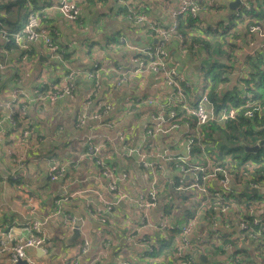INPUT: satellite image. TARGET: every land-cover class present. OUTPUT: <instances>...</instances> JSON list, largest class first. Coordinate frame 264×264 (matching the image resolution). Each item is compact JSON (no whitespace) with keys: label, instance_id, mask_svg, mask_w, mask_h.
Listing matches in <instances>:
<instances>
[{"label":"crops","instance_id":"1","mask_svg":"<svg viewBox=\"0 0 264 264\" xmlns=\"http://www.w3.org/2000/svg\"><path fill=\"white\" fill-rule=\"evenodd\" d=\"M52 1L53 6L49 7V9L47 10V13L51 14L49 22L47 24L53 25L57 30L56 37H59L58 42H63V44H65L67 48H70L69 50H67L70 51V53L68 54L65 61L63 60L62 62L67 67L69 66L68 68L74 70L90 69L94 66V60H96L98 63H101L99 68L104 69V71L100 70L98 72L97 84L100 87L101 94L104 89V94L111 97L110 102L107 98L105 99L107 100V102H109L108 105L111 107L110 115L114 116V119L112 120L113 122L109 121L110 123H113V125L109 128H103L97 126L91 120H85L81 125L82 122L80 123V120L77 119V116H79V108H77V100H79V97L77 98L76 94L72 99H63L58 101L57 103L49 104L45 107V109H39L35 107L31 110V107L33 106L32 100L26 99V101H28L27 109L22 111V113H24L25 117H27L33 123L35 128H39L41 142L34 150L30 152V154L32 155L37 154L40 156L30 166L28 165V172H25L24 177L21 179L23 181H21L20 185L28 180L29 173H32L31 180L33 183V187L35 189H38L37 191L41 195L42 199H39L34 204L27 203L24 200L23 191H21V189H19L15 185H9L7 183V178H11V175L13 173L17 174V177L14 180L20 181L18 180V178H20L21 176V170L23 169V166L21 165L18 169V166L16 165L17 162H13V159L11 160L2 154L1 151H3V146L5 145L0 146V214H7V216H9L11 220L7 224H0V237H4L8 232H12V236L14 237H26L29 235H35L34 231L32 230L31 224L34 220H39L42 223V236H44L46 239V245L49 249V254L44 255L38 249H29L27 250V262L29 264H64L66 260L71 262L74 260H78V264H85L86 262L88 263L89 260H92L94 264H117L121 261H126L134 264L137 261L139 264H141V262H139V259H142L143 263L147 264L148 260L151 258L145 256L144 254L145 250L142 238L144 237L148 239L151 246L156 244L155 238H157V235L159 233V224H154L152 222L153 224L145 226L141 229L140 232H132V237L128 236L125 240H122L121 236L124 234L125 224H118V222L120 223V220L117 222V220L120 219L119 215L122 214L118 211V215L114 207L112 206L110 215L98 212V214L96 215L97 219L91 220V217H89V211L86 208V201H89L91 203V206L96 209V207L100 208L103 206L102 202L100 201L101 198H104L108 203L112 200L110 194L106 190L105 179L100 175L98 168L95 165V160L98 159L103 162L111 160L115 164L117 163L115 161L122 162L126 164L127 169L129 170V174L127 175V178L129 179L127 180L126 178L124 180L122 190L126 193L130 202H127L125 200L127 208L120 207V209L118 207L117 210H121L123 214L129 216V221H131V219L133 220L137 218L134 206L131 207V205L135 203L137 197L136 194L138 192L133 186L134 183L132 179H130V176L134 174V171L138 173L135 166L138 160V156L136 155L138 154L135 153L132 155V158L129 159L130 164L127 162V160H123L120 156L124 150L133 151V148L137 150H134V152L140 151L144 153L145 151L143 150H148L149 142H151L145 136V125L150 120L147 121V118H145L146 114L144 112H138V110H134L143 109L145 108V106H141L139 103L135 102V100H143L144 98H146L154 100L157 103H164L165 100H172L173 98L169 96L168 88L156 82L155 76L150 75L147 77V79L143 78L141 80L136 77L135 79L126 78V81H123L122 85H118L119 83L117 82L120 73L118 74L117 72L107 74V71H105L106 67L109 65H112L120 72H122L123 70H131L136 63L135 58L132 57L131 51H136V49H140L143 47H151L148 45L149 42L146 40V34L142 33L144 31L134 28L133 25L131 26L130 20L127 18L126 14L125 17H121L119 14L111 15L109 13V11L111 10L115 11L118 6H126L128 12V3L130 0H79L78 5L81 9V17L79 23H77V20L79 19L78 18L75 23L67 22V24L63 20H61V18H59L60 14L56 7L58 0ZM158 2L160 3L159 10L157 9V7H151L148 12L152 17H161L162 19L163 14L161 12L164 10L165 5L160 1ZM118 10L119 8H117L115 12H118ZM98 15H102V17H105L104 20L112 17V22L107 25L100 24L98 23V20H96L98 18ZM10 16L11 17L8 21V25L11 28L10 30H21L23 22L20 23V16L15 14L14 11ZM150 27L151 29H153V26ZM116 32H118L117 34L122 37L120 39V42L126 44V47L122 46L123 48H118V46L110 45V47L107 48L105 45V47L102 49V56L98 57L94 52V45H97L98 43H106L108 41L107 38L111 37V34L113 36ZM20 36L21 35H18L17 38L19 41H22L23 38ZM260 41L261 39H255L253 42ZM131 42H133V44L135 45H138L139 47L132 46L133 44ZM89 43H92L93 45H90ZM144 44L147 45L141 46ZM39 45L40 44H33V49H35V58L42 59V61H44V58H46L43 53L44 48L40 47ZM88 46H90V49L88 48ZM246 48L247 49L245 52L247 53L251 49V46ZM1 52L2 50L0 49V53ZM21 52L22 50H13L11 52H6V55L9 57L11 67L15 70L16 73H18V75L21 74L20 77H22L23 81L19 78H17L16 80L9 79L7 80L9 82L5 84V81L3 79L4 76H2V79L0 80L1 86L3 87L4 85V88L0 87V132L8 131L7 126L9 125L7 123L6 117L10 115L8 113V104H11V101L13 100L10 97L11 91L17 90L13 87L14 84L20 80L21 86L24 91L32 96L34 85L39 83L40 81L38 79V81L35 83L33 74H26V72L22 73L19 69H17L18 63H20L21 65L27 64L23 62L24 59L19 61L18 58L21 57ZM171 53L173 59H175L179 63L180 61H182L183 67H181L185 78L188 77L197 80L198 75H189L185 72V69L187 68L192 72H196L197 74L200 71V66L197 71H194L188 66V63L194 60H190L186 56H183L184 53H177L175 51H172ZM26 68L27 67L25 66V69ZM3 73L4 75H6V71H1V74ZM134 75L135 74H132V76ZM93 84V81L86 79L83 75L76 80L75 90L77 94H82L83 103L85 101L86 94ZM109 88H111L112 91H109ZM157 91L159 92L156 93ZM22 99L23 98H18L16 101H20ZM127 101L129 102V105L126 107L123 105V103H126ZM17 107L18 106L16 103L14 105V108ZM86 113L89 114V110H87ZM159 114H161V112H159ZM130 118H133L134 120L135 118H141V121L135 122V124H133ZM22 119L23 118L19 116V120ZM75 119H77V121H75ZM166 122V126H168L169 122ZM102 129L106 130L108 140L104 141L105 143L100 147L98 151H96V153H94L93 155H89L88 138L93 136L97 131H101ZM121 130L124 133V137H126L127 139L125 143L119 140L117 141L115 138L116 132H120ZM80 135L83 136L82 142H78V140L75 139ZM130 135L132 137H130ZM47 139L51 140V142L46 141ZM147 140L149 142L146 143L145 141ZM5 141H8V139H6ZM158 141L161 142L160 145H158ZM182 141L184 143L188 142V137L183 136ZM151 143H156V145L158 146L157 154L146 151L148 152V154L153 155H146L145 160L154 162L157 166L163 169L161 177L171 178L174 174H176V177H178L176 181H178L179 177H181L182 174L180 172L178 173L177 170L173 172L169 171L166 168L171 165L176 166V162L170 161L168 159V155L174 153L186 154L184 148L175 143V141L170 139L169 136H158L155 142ZM52 144L58 145L59 150L55 152L62 153V157H66V155H72L75 152H80L79 148L83 145V162H81L77 172L70 174V177L75 175L72 180L69 181L67 179L66 181L62 182L50 180L48 172L49 168L52 166V163L49 162L47 166L44 167L41 158L45 155L44 151L47 150ZM144 147H146L147 149ZM51 152H53V150ZM54 159H56L55 161H58L60 165H62L63 160H67V158L52 156L49 161H52ZM67 162L68 160L64 161V163ZM63 167L66 169L70 168L68 163ZM184 182L189 183L190 181L185 180ZM126 185L127 190L124 189ZM79 191L86 192L84 194H78L77 192ZM59 201L61 202L60 208L56 207ZM58 210L69 213L75 218H81L82 221L78 224V228L80 227V233L81 226L85 220L91 223V238L88 239L90 245L86 253H82L81 251V242L78 247L72 246V248L67 247V245L64 243L65 239L72 234L73 228L69 229L65 224L61 223L59 220H56L57 216L55 215V213ZM155 210L156 209L152 210L153 219L155 218ZM172 210L174 211L175 209ZM45 218H48V221H45ZM52 219H55L53 223L51 222ZM111 219L112 224H109L108 222ZM113 222H115L116 224H113ZM199 222L201 221L198 220V223ZM214 227L215 229L218 228L217 225H214ZM198 229L204 230L209 234L215 232V229L213 228L210 220L205 221L203 224H198ZM99 230H103L104 240H107L106 242H104L105 245H107V249H102L99 247L98 243L100 238L95 239L96 233L99 232ZM228 230L229 228H225L223 231L227 232ZM109 237H111V243L106 244L108 241H110ZM54 239L63 241L64 248L58 254L53 252L55 245L51 244V241ZM200 239H204L205 242L199 243V253L195 258L197 264L200 260V256H205V261H211L212 258H219V260H222V254L221 256L218 254H215L213 256V253L216 252V250L215 248H213V246H211L210 243H215L216 247H218L219 249L223 247L224 249L226 242H218L216 240L218 238L215 235L213 236V234L210 236H206L204 233H201ZM172 240L173 239H170L169 243ZM94 252V257L90 258V255ZM171 257L172 256H167L166 258L171 261ZM181 260L183 261H181L182 263H185L186 261L185 258H182ZM161 261H163L162 264H170L165 262L163 258H161ZM0 264H9L5 256L0 258Z\"/></svg>","mask_w":264,"mask_h":264},{"label":"trees","instance_id":"2","mask_svg":"<svg viewBox=\"0 0 264 264\" xmlns=\"http://www.w3.org/2000/svg\"><path fill=\"white\" fill-rule=\"evenodd\" d=\"M59 1L60 0H58V3ZM157 1H160L165 5V9L162 12L160 11L163 14L162 19L161 17H152L151 14L147 11L149 15L148 18L153 23L159 21L165 31L168 33L169 36L166 43V49L171 58L169 59L171 63L176 67H179L180 71L183 72V65L173 59L171 52L175 51L177 53H184L183 56H186L190 60L198 61L200 65V72L204 68V72L198 74L197 80L186 77V80L191 84L190 89H184V94L186 95V97L191 100L194 95L199 94L197 93L198 91H203L204 89L208 90L210 109L212 110L211 112L216 116H219L224 112V110H238L233 119H228L225 122L219 123L216 118L201 126L198 132V137L194 138L195 140L192 145L190 158L187 161V163H191L193 165L206 167L207 163H210L209 165L211 169L219 166L227 171L228 175H230L227 186H220V184L216 182L213 187H208V190H211V194L220 195V201H216H219L220 204L227 206V212H229V214L226 217V215L224 214H218L215 210H213V212L211 213L206 212L205 214L192 212V208L194 209L197 203L191 202L192 194L187 192L186 190L177 189L187 186L188 183H185L184 181L189 180L191 182V179L186 178L184 175H182L181 177H179L176 183V179L178 178L176 177V174H174L171 178H163L161 177L163 169L154 164V169L152 171H148V169L146 170L147 177L142 179V185L135 187V189L138 192L136 194L137 200L138 194H144V192H146L147 194V192L149 191V185L153 184L154 180L156 181V184H154L157 192V207L154 208L156 209L154 212L155 220L153 219L152 215L151 217H144L141 211L135 212L137 210L134 208L135 211H133L136 213L137 218L133 219V222L134 224L135 222L136 224H138L140 220H143L146 224H155L157 223V221L158 224L159 222L162 224H183L187 221L186 216L188 215L190 218L197 219V222L198 220L201 221L198 224H203L205 221L210 220L213 226L217 225L218 227L215 232H212L210 235L213 234V236L215 235L216 237H218V239H216L218 242L228 243L231 241V239L228 233L223 231L225 228L231 227L235 224H239L244 220H246L249 224H252V219L255 217H258L262 219V221H264V146H261L254 153H245L243 147L244 145L253 146L255 145L259 137H263L262 132L258 131L255 128L264 125V43L260 45V42L253 41L255 39H261L262 41H264V38L260 37L258 33H256V31H250V28L254 26H261L264 31V0H247L245 4L236 7L234 10L229 8V2H231L230 0H195V4L198 7V12L196 13V15L193 17L190 12H186L178 16L176 18L177 26L172 31L170 30L172 17L171 13L167 11L166 5L175 6L177 0ZM52 3V0H0L1 53H4L6 55L8 49L11 48L12 50H22L21 57L18 58L19 61L24 59L23 61L29 62L30 60L35 58L36 56L35 49H33V44H25L24 40L17 41L16 38H13L12 35H21L20 37L24 39L22 31L28 16L34 12H43L47 15L48 13L47 11H45V9L53 6ZM58 3L56 4L57 6ZM122 7L123 8H120L116 15L119 14L121 17H125V14L127 13V7ZM153 7H157L158 10L160 8V6L156 5H154ZM144 9L147 10V8H143L142 11H144ZM13 11L15 12V14L20 16V23L23 22L21 30H10L11 28L8 25V21ZM38 14L42 23L46 24L49 22V19L44 18L41 13ZM80 17L81 9L77 23H79ZM130 23L134 28L144 31L142 33L146 34V40L149 42V46L154 47L156 45V39L158 37L155 30L151 29L149 24L142 23L140 25H137L132 21H130ZM210 32L211 34H213L212 36L209 35ZM117 33L118 32H116V35L114 34L113 36L111 34V37L107 38L108 41L106 43H98L97 45L101 49L104 48L105 45L107 48H109L110 45L118 46V48L126 47V44L120 42V39L122 37ZM56 38L57 39H55L54 44L57 48V51L60 53L61 58H63V60L65 61L68 54L70 53V51L67 50H69L70 48H67L65 44H63V42H58L59 37ZM237 38L243 39L245 44L246 42L252 44L250 50L254 49V54L252 53L251 55H246L245 51L247 49L246 47L248 46L243 44L239 47L236 42ZM131 43L133 44V42ZM255 43L259 44L261 48L255 49ZM36 44H40L39 46L44 48V45L42 43ZM90 45L93 44L91 43ZM145 45L147 44L141 46ZM132 46L139 47L135 44H133ZM233 47L238 48L237 50H244L242 51L240 58H235V56L233 55L232 51L230 50V48ZM88 48L90 49V46H88ZM131 52L132 57L136 60V63L132 67V69L130 68L131 70H123L122 72H134L139 61H147V57H145L143 54L138 53L137 51ZM4 54L2 55V57L0 56V61L6 63ZM200 54H204L205 56L203 62H200V58H197V56ZM190 56H193L194 58L191 59ZM232 57H234L235 60L237 59L238 62L236 64L235 62H233L228 65ZM55 63H58V61H55ZM204 63H206V65ZM151 73L152 72L150 71L144 70L143 72L135 74L134 76L128 74L126 77L128 79H135L136 77L141 80L150 75L154 76ZM0 76L5 77L4 73L1 74V71ZM20 76L21 74L18 75L15 70H12L11 75H8L11 80H16L17 78L22 80V77ZM60 78L61 76H53L52 79L54 80V82H52V84L57 85L55 83H58L60 81ZM4 81L7 80L5 79ZM13 87L17 89L18 86L14 84ZM39 87L40 86L37 87L39 89V92L45 93L48 91L49 85L46 84L44 88ZM75 94L77 98L79 97V100H77V108H79L78 113L80 114V106L78 105V103L80 102V100H83L82 94H77L75 90L72 97L68 99H72ZM103 100V92L98 98H95L94 103L103 104L100 107L99 112H101L106 106ZM27 103L28 101L24 99L25 106L27 105ZM15 104L16 103H14V105ZM32 105L31 110L35 108L33 102ZM15 110L17 112V115L15 116V121L17 123L16 131H18L15 132L9 126H7L8 131L3 132V135L4 140L8 139V141H4V144H2L5 145L3 146L2 154L11 160L13 158H16L20 153V145L17 139L19 136V132L23 131V129L25 128L35 127L27 117L23 116L20 106L15 108ZM170 111H174L176 113V118L173 120L170 119ZM248 111L252 112V116L245 115V113ZM164 114L169 123L180 121L188 122L190 125L188 134L189 136H195V132H192L195 127V119L191 114H188L181 105H171L169 107H166L164 110ZM19 116H21L23 119L19 120ZM78 118L79 116H77V119ZM77 119H75V121H77ZM106 119L107 121H111L112 119H114V116ZM130 119L134 121L133 118ZM139 119L140 118H138V120L134 122H138ZM94 123L97 126L101 125V123ZM151 124L152 123H149V125ZM104 135L107 136V133H105ZM95 136L98 137L99 133L96 132ZM130 137L132 136L130 135ZM79 138L82 139L83 136H77V138L75 139ZM126 140L127 139L125 137L124 139H122V142L125 143ZM14 142L18 143V145L16 144V148L13 147ZM145 142L147 143L149 141L147 140ZM57 147V144L50 145L49 148L44 151L45 155L41 158V160L43 161V165L45 167L49 162H52L49 161L52 156L67 158L70 168L66 170L64 176L58 181L62 182L66 181L67 179L70 181L75 176L73 175L70 177V174L77 172V168L71 169L72 157L70 155L62 157V153L51 152L52 148ZM79 149L80 152H83V145ZM39 156L40 155L37 154H26V159H24L22 163L23 169L21 170V176L20 178H18V180H20V183L21 181H23L21 179L24 177L25 172H28V165L30 166ZM130 158L131 157H129L128 159ZM67 160H63L62 165L65 166L68 162L64 163V161ZM116 162V164L114 162L112 163L111 169L115 170L116 173H125L128 175L129 170L127 169L126 164L118 161ZM187 163L184 164L186 168H188ZM166 168L169 171L173 172L177 170V167L174 165L168 166ZM135 173L136 172L134 171V174L130 176V179H132L133 183L136 182L135 178L133 177L139 176L141 172L138 171V173ZM31 176L32 173H29L28 181L30 180L32 182ZM217 177V180H220L223 175L219 173ZM7 179V183L9 185H15V183L18 182L9 177ZM128 179L129 178H127V180ZM173 180L175 181V184L171 183ZM123 182H120L118 185L119 189L123 193H125L122 190ZM252 183L256 184L259 187L261 196H259L258 192L255 193L251 191L252 189L250 188ZM21 185H23V183ZM24 187H27L29 189L32 198L34 199L30 204H34L39 199H42L41 195L37 191L38 189H35L33 187V183L32 186H28L27 184ZM215 195H213V198H211L212 202L217 198ZM145 200L148 201V197H146ZM179 205L181 207H184L185 209L182 211L180 216H177V214L181 211L180 209H178ZM115 207L118 208V204ZM172 209H175L176 214ZM118 211L123 214L121 210ZM142 217H144V219ZM10 221L11 220L9 216H7V214H0V224H7ZM108 223L112 224V222L110 223V221ZM155 239L156 244H154V248H152L150 253L147 252L145 256H162L165 262L173 264V260L170 261L166 257L173 256L176 253V249L174 246L175 238L167 245L162 242L159 237ZM102 240H104V237ZM210 244L216 250V252L213 253V256L215 254L221 256L222 254V260H219V258H212L211 261L207 260L205 261V263H202L199 260L198 264H264V238H260L258 241H256V244L258 245L260 250H257V252L260 253V256H263L261 260L262 263L256 262V258L251 259V254L248 251H241L239 256H229L226 253L225 249H223V247L219 249L218 247H216L215 243ZM152 259L154 260L155 258ZM179 260L182 261L181 259ZM139 262H143V260L139 259ZM162 262L163 261H161L160 264H162ZM135 264L139 263L136 261Z\"/></svg>","mask_w":264,"mask_h":264},{"label":"built area","instance_id":"3","mask_svg":"<svg viewBox=\"0 0 264 264\" xmlns=\"http://www.w3.org/2000/svg\"><path fill=\"white\" fill-rule=\"evenodd\" d=\"M79 0H60L57 6V10L60 14V17L63 18L68 23H75L76 20L80 16V7L78 5ZM134 6V5H132ZM174 8H171L170 10H167L171 13L172 17V23L170 30H174L177 26L176 18L186 12H190L191 15L194 17L196 13L198 12V7L195 4V0H177V3ZM131 8V7H130ZM129 8V10H130ZM135 8V6L133 7ZM165 9V7H164ZM45 18L46 14L43 12H34L31 13L26 23L23 27V36H24V42L25 43H42L44 45V48L48 53L50 54L51 60L53 61H59L61 59L60 53L57 51V48L54 44V41L50 38V34L45 26L44 23L41 22L39 18V14ZM132 13V14H131ZM131 13L128 11L126 13L127 18L136 23L137 25H140L142 23H147L150 26H153V29L155 30L157 34V41L156 45L154 47H143L140 49H136L138 53L143 54L145 57H147V61L141 60L139 61L137 68L133 71H126V72H120L116 70L115 67L112 65H109L106 67L105 71H114L115 73H120V77L118 79L119 83L118 85H122L123 81H126V76L128 74H138L145 71H150L156 78V82L160 85H163L164 87L168 88L172 92L174 91L176 93L177 85L179 84L181 86L179 95L181 96V100L179 101V105L183 107V109L186 110L188 114H191L195 119V127L192 132H195V136H189V129L190 125L186 121H180L175 123H169L167 125V118L165 117L164 110L166 105L163 103H157L154 100H135V102L139 103L141 106H148V105H159L160 111L153 112V114L150 117V121L147 122L145 125V136L147 139H149L151 142H155L158 136H169L170 139L174 140L175 143L179 144L181 147L184 148V151L186 154H169L168 159L170 161L176 162L177 172L184 175L186 178H190L191 182L188 183L185 187L177 188L178 190H186L187 192L191 193V202H197L195 208H192V212L195 213H201L205 214L213 212V210L217 211L218 214H224L225 211L228 210L227 206L220 204L219 199L220 195L211 194V190H208V187L214 186L216 182L220 184V186H227L228 181L230 179V175H228L227 171L223 168L217 166L214 169H211L210 163H207L206 166H197L193 165L191 163H187V161L190 158V154L192 151V145L194 143V138L198 137L199 129L201 126L207 124L210 120L216 119L219 122H225L228 119H233L235 117V114L238 112V110H224L223 113H221L219 116H216L214 113H212L209 105V97H208V90L198 91V95H194L191 100H189L188 97L184 94V89L191 88V84L186 80L184 73L180 71L179 67H176L171 63L169 59L170 56L168 54V51L166 49V43L168 41V33L163 28L162 24H155L151 22V20L148 18L146 14H135L134 10L131 11ZM136 15V16H134ZM135 17V18H134ZM134 18V19H133ZM133 19V20H132ZM250 31L258 33L260 37H264V31L261 26H254L250 28ZM14 36H18L17 34H13ZM5 65L0 62V67ZM66 66V65H65ZM67 67V66H66ZM94 67V66H93ZM90 68L88 70H74L67 67L66 72L61 76L60 81L58 83L54 84H48L49 88L48 91L45 93H40L39 89L36 90V95L31 97L27 92L24 91L22 86H20L16 92L11 93V98L13 99L11 101V104H8L9 107V114L6 117L7 123L9 127L16 131L17 123L15 121V115L16 110L14 108V103L18 98L23 99H31L33 103H38L37 108L42 109L45 108L49 104L57 103L60 100L71 98L73 93L75 92V86H76V80L80 76H84L86 79H89L94 82V85L90 88L93 89L92 92L90 90L85 96V101L83 103V113L80 119L81 125L83 124V121L85 120H91L92 122H96L98 124L101 123L100 127L103 128H109L112 127L113 123H110L107 121L106 118L111 117L110 115V106L106 104L104 109L99 112L100 106L103 104L101 103H94L95 98H98L101 95V90L97 80V74L100 70L104 71V69L96 70V68ZM109 69V70H108ZM106 72V73H107ZM21 84V82L19 81ZM187 84L188 87H185L184 85ZM46 84H43L40 86V88H44ZM173 92V93H174ZM175 100V99H174ZM13 104V105H12ZM175 106V105H174ZM21 111H24L27 109V105L22 104L20 106ZM87 110H89V114H87ZM136 110V109H134ZM137 111V110H136ZM226 111V112H225ZM161 112V114H159ZM246 116H252V112L248 111L245 113ZM23 116L25 114L23 113ZM146 118V117H145ZM176 113L174 111H170V119H175ZM170 121V120H169ZM113 122V121H112ZM149 123H152L149 125ZM39 128H25L23 131L19 132L18 136V142H19V154L16 158H13V162H17L18 169L22 165L24 159H26V154L30 153L32 150H34L38 144L41 142L40 135H39ZM98 132V131H97ZM99 136H91L88 138V151L89 155H93L100 149V147L105 143V140H108V136H105L106 130L102 129L98 132ZM102 134V135H101ZM183 136L188 137V142L184 143L182 141ZM116 140L121 141L124 139V133L121 130L120 132H116L115 135ZM16 139V140H17ZM46 141L51 142V140L47 139ZM4 142V135L3 132H0V145H2ZM182 142V143H181ZM124 143V142H123ZM18 145V143L16 142ZM132 150H124L121 153V158L123 160H127L129 157L132 158L133 155ZM130 158V159H131ZM145 156H138L137 162L143 165H139L137 167H140L138 171L142 172L144 171V174H141L142 179L147 177L146 170L152 171L153 165L148 164L149 161L145 160ZM56 159L52 160V166L49 168V178L51 181H58L61 179L64 174L66 173V168H64V165H59L58 161H55ZM129 160V159H128ZM22 161V162H21ZM116 162V161H115ZM113 161H101L96 159L95 165L98 168V171L100 175L105 179L106 182V190L110 194L112 200L111 202H107L104 198H101L100 201L102 202L103 206L100 208H93L91 206V203L86 201V208L89 211V217L92 220L97 219L98 212H102L104 214L110 215V211L112 210V206L116 208L115 206L118 204L120 200L125 202V199H127V195L125 193L120 192L119 189V183L123 182L127 177V174L123 173H116L115 170L111 169ZM187 163L188 168L185 167L184 164ZM79 167V164L76 163ZM70 167V166H69ZM74 167V168H78ZM115 167V166H114ZM116 168V167H115ZM66 169V170H65ZM220 174L223 175V177L220 180H217V176ZM17 174L13 173L11 175L12 179H16ZM120 181V182H119ZM172 184H175V181L173 180L171 182ZM177 183V181H176ZM154 184H156V181L154 180L153 184L149 185V191L144 192V194H139L137 200L134 204L131 206L138 211H152L156 205L157 200V192L156 188L154 187ZM252 186H257L256 184L252 183ZM258 187V186H257ZM259 188V187H258ZM257 188V189H258ZM211 189V188H210ZM86 191H79L78 194H84ZM113 195V197H112ZM213 195H215L217 198L215 201L212 202L211 198H213ZM261 196V194H259ZM148 197V201L145 200V198ZM219 200V201H216ZM56 207H61V202L59 201L56 205ZM55 215L57 216L56 220H59L61 223L65 224L69 229H72L74 227H78L79 222H81V218H75L71 216L69 213H65L63 211L58 210ZM118 217V215H117ZM146 217V216H144ZM144 217H142L144 219ZM60 218V219H59ZM115 218V217H112ZM117 219V218H116ZM187 221L183 223L182 225H173V224H160L158 225L159 233L157 237L161 240V234L160 232H164V235L169 236L170 239L175 238V249L176 253L171 257L173 260V264H197L195 261V258L197 254L199 253V243L205 242L204 239H200V234L204 233L206 236H210V234L204 230L198 229V222L197 219L190 218L188 215L186 216ZM53 220V219H52ZM55 220V219H54ZM101 220V219H100ZM45 221H48V218H45ZM143 221V220H141ZM112 222V219L110 220V223ZM99 223V222H98ZM144 224H134V222H129V224H125L124 226V234L121 236L122 240H125L126 237L130 236L132 237V232H140L142 228L149 225L146 224L143 221ZM264 221L262 219L255 217L252 219V224H249L246 220L240 222L239 224H235L234 226V236L241 244H247L250 242L258 241L260 238H264ZM102 224V223H100ZM113 224H116L113 222ZM208 225V224H207ZM32 230L34 231L35 235H29L26 237H14L12 236V232H8L4 237H0V258L5 256L7 258V262L9 264H18V262L22 260H27V250H40L44 255L49 253V249L46 245V239L44 236H42V223L39 220H34L31 224ZM215 229V227L213 226ZM216 230V229H215ZM99 240V247L102 249H107V245H105L104 242L107 240L103 239V230H99V232L96 233L95 239ZM218 238V237H217ZM142 241L144 242V254L147 252H151L152 248H154L149 243V240L146 238H142ZM111 243V241H108L106 244ZM168 244V243H167ZM166 244V245H167ZM90 242L88 238H85L81 241V251L82 253H86L89 249ZM231 245H227L224 247V249H229ZM157 248V245H156ZM94 253L90 255L91 257H94ZM151 259L148 260L147 264H160L162 256L157 257H150ZM152 258H155L154 260ZM185 258V263H182L179 259ZM78 260H74L72 262L65 261L64 264H78ZM85 264H94L92 260H89L88 263ZM117 264H134L126 261H121ZM146 264V263H141Z\"/></svg>","mask_w":264,"mask_h":264},{"label":"rangeland","instance_id":"4","mask_svg":"<svg viewBox=\"0 0 264 264\" xmlns=\"http://www.w3.org/2000/svg\"><path fill=\"white\" fill-rule=\"evenodd\" d=\"M116 1H118V0H116ZM130 1H131V3H130ZM129 1V5H128V9L130 8V10H129V12L131 13V11L132 10H134V13L135 14H140V13H142V14H146L147 16H149L148 15V12L147 11H149L150 10V8L151 7H153L154 5H156V6H160V3L158 2V1H156V0H149V2H148V0H130ZM217 1H219V0H217ZM230 1H232V0H230ZM210 3V2H209ZM145 4H148V5H145ZM132 5H134L135 6V8H133L134 6H132ZM117 8H123V7H121V6H118ZM117 8H116V10H117ZM143 8H147V10L146 9H144V11H142L143 10ZM171 8H174L172 5H170V6H166V9L167 10H170ZM49 8H46L45 9V11H47ZM115 10V11H116ZM114 10L112 11H109V13L111 14V15H113V14H115L116 15V13L117 12H115ZM132 14V13H131ZM50 16H51V14L50 13H48L46 16H45V18L46 19H49L50 18ZM60 16V15H59ZM134 16H136V15H134ZM60 18V17H59ZM105 19V17H102V15H98V18L96 19V20H98V23H100V24H104V25H107V24H110L111 22H112V17H109V18H107L106 20H104ZM61 20H63L66 24H67V21H65L63 18H61ZM155 24H160V22L159 21H157V22H154ZM45 24V23H44ZM46 25V28H47V30H48V32H49V34H50V38L53 40V41H55V39H57L56 38V33H57V30L55 29V27L53 26V25H48L47 23L45 24ZM210 36H212L213 34H211V32H210V34H209ZM118 37V36H117ZM13 38H16V40L17 41H19L18 40V38H17V36H14ZM264 38V37H263ZM24 40V39H23ZM236 42H237V45H239V47L240 46H242L243 44H245L244 43V40L243 39H240V38H237L236 39ZM25 43V42H24ZM23 43V44H24ZM264 43V41H260V45L261 44H263ZM26 44V43H25ZM90 44V43H89ZM229 44H231V43H229ZM259 44H257V43H255L254 45H255V49H260L261 48V46L259 45ZM246 46H251L252 44H250L249 42H246V44H245ZM103 49V48H102ZM102 49H100L99 48V46L98 45H95V48H94V52H95V54H97V56L98 57H100V56H102V54H103V52H102ZM238 48H236V47H233V48H230V50L232 51V53H233V55L235 56V58H240L241 57V54H242V51H244L243 49H239V50H237ZM44 51H43V53H44V55L47 57V59L49 60V62L47 63V62H45V61H40L39 62V60H38V58H35V59H32V60H30L29 62H27V61H23L24 63H27L26 65L25 64H23V65H21L20 63H18V69L22 72V73H24V72H26V74H33L34 75V79H35V83L38 81V79L40 80L39 81V83H37V84H35L34 85V89H33V92H32V96L34 97L35 95H36V90L38 89L37 87L38 86H42L43 84H52V82H54V80L52 79V77L53 76H63V74L66 72V70H67V67L64 65V63L62 62L63 61V58H61L59 61H58V63H55V61H53V60H51V57H50V54L48 53V51H46L45 49H43ZM11 51H13L11 48H9L8 49V51L7 52H11ZM254 54V49H252V50H249V52H247L246 53V55H251V54ZM4 54V53H3ZM2 53H0V56L1 55H3ZM5 55V54H4ZM190 58L191 59H193L194 57L193 56H190ZM197 58H200L199 60H200V62H203V60L205 59V56H204V54H200V55H198L197 56ZM5 60H6V63L5 62H2L4 65H5V68L4 69H0V71H6V75H5V77L3 78L4 80L6 79V80H9L10 78L8 77V75H11V71L12 70H14L12 67H11V65H10V62H9V57L7 56V55H5ZM219 61V60H218ZM1 62V61H0ZM233 62H235V64L238 62V60L236 59H234V57H232L231 59H230V62H229V64L228 65H230V63H233ZM94 67L93 68H96V70H99L100 68V64L101 63H98L96 60H94ZM180 64H182V61H180ZM205 65H206V63H204ZM25 66L27 67L26 69H25ZM235 66V65H234ZM4 66H1L0 68H3ZM17 67V66H16ZM69 67V66H68ZM52 69V70H51ZM109 70V69H108ZM117 70V69H116ZM185 72L187 73V74H189V75H198V74H200V73H203L204 72V68L201 70V72L199 71L197 74H196V72H192V71H190L189 69H185ZM108 73H115L114 71H108L107 72V74ZM152 74V73H151ZM153 75V74H152ZM147 78V77H146ZM2 79V76H0V80ZM9 81H5V84H7ZM15 85H17L18 87H17V89L21 86V84L19 83V81H17L16 83H15ZM6 86V85H5ZM185 87H188L187 86V84H185L184 85ZM0 87H2L1 86V83H0ZM2 88H4V85H3V87ZM40 88V87H39ZM180 88H181V86L178 84L177 85V89H176V93L174 92H172L171 90H169V92H168V94H169V96H171L173 99H175V100H169V99H167V100H165L164 101V105H166V106H171V105H175V106H178L179 105V101L181 100V96L179 95V93H180ZM93 91V89H91L90 90V92H92ZM109 91H112L111 90V88H109ZM12 92H16L15 90H13V91H11V93ZM159 91H157L156 93H158ZM155 93V94H156ZM30 95V94H29ZM31 96V95H30ZM103 96H104V102H105V104H109V102L111 101V97H109V96H107V95H105L104 94V89H103ZM168 96V97H169ZM105 98H107L108 100H109V102H107V100L105 99ZM68 99V98H67ZM144 99H146V98H144ZM146 100H150V99H146ZM16 103H17V106H21L22 104H24V100L22 99V100H20V101H16ZM34 104V106L35 107H37V104L36 103H33ZM100 105H101V103H100ZM123 105L124 106H128L129 105V102L127 101L126 103H123ZM79 106H80V114H79V118H78V120H80V118H81V115H82V113H83V100H81L80 102H79ZM101 107V106H100ZM142 108V107H141ZM131 109V108H130ZM136 110H138V112H144L145 114H146V118H147V121L148 120H150V117H151V115L153 114V112L154 111H160V106L159 105H148V106H146L145 108H143V109H136ZM138 120V118H135V120L134 121H137ZM134 121H132V123L133 124H135V122ZM139 121H141V118L139 119ZM138 121V122H139ZM79 123V122H78ZM219 123H222V122H219ZM221 126H222V124H221ZM264 126V125H263ZM263 126H261V127H258V128H255V129H257V130H259L260 128H262ZM198 133V132H197ZM196 134V133H195ZM40 135V134H39ZM160 137V136H159ZM260 138H262V137H259L258 139H257V141L260 139ZM83 139V138H82ZM82 139L80 138V139H77L78 140V142H82ZM5 141V140H4ZM256 141V142H257ZM3 144H4V142H3ZM161 144V142L160 141H158V145H160ZM13 147L14 148H16V144L14 143L13 144ZM75 148V147H74ZM144 148H146V147H144ZM158 146L156 145V143H151V142H149V149L148 150H143V151H145L144 153H142V152H140V151H138V152H134V150H136L135 148H133V154H135V153H137L138 155H136V156H145L146 157V155H153V154H148V152L150 151L151 153H156L157 154V151H158ZM147 149V148H146ZM52 150H53V152H55V151H57V150H59V147H57V148H52ZM73 150V149H72ZM71 150V151H72ZM137 151V150H136ZM146 151H148V152H146ZM2 153H3V151H2ZM12 153V152H11ZM10 153V154H11ZM62 156V155H61ZM69 156V155H68ZM71 157H72V164H71V169L72 168H74V167H78V165L76 164V163H78L79 164V167H80V164H81V162H83V152H75V153H73L72 155H70ZM127 162L130 164V162H129V160L127 159ZM148 164H150V165H152V164H155L154 162H149ZM68 165H69V162H68ZM139 165H143L144 166V164H140V163H136L135 164V166H136V169H137V172H138V170H139V168L140 167H137V166H139ZM78 167V168H79ZM78 168H77V170H78ZM75 169V168H74ZM145 172L144 171H142L140 174H139V176H137V177H133V178H135V180H136V182L133 184V186L134 187H137V186H141L142 185V178L143 177H141V174H144ZM126 177H128V176H126ZM14 180V179H13ZM28 184V186H32V182L29 180H27V181H25V182H23V185L24 186H26ZM15 186L16 187H18L19 189H21V191H23V194H24V200H25V202H27V203H31L34 199L32 198V195L30 194V192H29V189L26 187L25 189H24V186H21L20 185V181H18V182H16L15 183ZM152 186V185H151ZM127 188V185H126V187H124V189H126ZM149 188H150V186H149ZM257 186H252L250 189H252L251 191H253V192H255V193H257L258 192V194H260V189L258 188ZM123 189V188H122ZM127 190V189H126ZM120 192H121V190H120ZM122 193V192H121ZM125 195H126V193H125ZM127 202H130V200L128 199V197H127V199H125ZM127 206V204H125V207ZM115 209V211L117 212V214L119 215V213H118V210H117V208H114ZM178 209H180L181 211L177 214V216H180L181 215V213H182V211L185 209L184 207H181L180 205H179V208ZM174 213L176 214V211L174 210ZM108 214V213H107ZM142 214H143V216H149V217H151V215H152V211H143L142 212ZM228 214H229V212H227V211H225V213H224V215H226V217L228 216ZM235 215V214H234ZM120 216V219H118V221L119 220H122V221H120V223L118 222V224H129V222H133V220L131 219V221H129V219H130V217L129 216H126L125 214H122V215H119ZM225 217V216H224ZM40 218H44V217H40ZM128 218V219H127ZM155 220V219H154ZM53 221L54 220H51V222L53 223ZM57 222V221H56ZM58 223V222H57ZM57 223H55V224H57ZM91 223L89 222V221H84V223L82 224V226H81V233H80V237L77 239V241L73 244V245H71V246H68V247H71L72 248V246L73 247H78L79 245H80V242L82 241V240H84L85 238H88V239H90L91 238V233H90V231H91V225H90ZM135 224H136V222H135ZM138 224H144L143 223V221H141L140 220V222L138 223ZM157 224H158V222H157ZM160 224H162V223H160ZM229 228V230L227 231V233H228V235H229V237H230V239H231V241L230 242H228V243H226L225 244V246H227L228 244L229 245H231V247L229 248V249H225V251H226V253L229 255V256H231V255H238L239 256V254H240V252L241 251H248L250 254H251V259H255L256 258V262H259V263H262V258H263V256H260V253L259 252H257V250H259V247H258V245L256 244V241L255 242H248L247 244H241V243H239L238 242V240L236 239V237L234 236V226H231V227H228ZM79 230H80V227L78 228ZM80 232V231H79ZM160 234H161V241L162 242H164L165 244H167V243H169V241H170V237L169 236H166V235H164V232H160ZM109 240L111 241V237H109ZM51 244H54L55 246H54V249H53V252H55L56 254H58L59 252H61V250H63V248H64V246H63V241H61V240H58V239H54V240H52L51 241ZM249 244V245H248ZM260 251V250H259ZM206 253V252H205ZM238 256H236V257H238ZM245 258V257H244ZM246 259V258H245ZM247 260H250V259H247ZM200 262H202V263H205V261L204 260H201ZM42 263V262H41ZM142 263V262H141Z\"/></svg>","mask_w":264,"mask_h":264},{"label":"water","instance_id":"5","mask_svg":"<svg viewBox=\"0 0 264 264\" xmlns=\"http://www.w3.org/2000/svg\"><path fill=\"white\" fill-rule=\"evenodd\" d=\"M246 1L247 0H232L231 2H229V8L232 9V10H234L236 7H239L240 5L245 4ZM39 61H42V59H39ZM44 61L47 62L49 60L46 57V58H44ZM188 66H189L190 69H192L194 71H197L199 69V66L200 65H199V62H197V61H190L188 63ZM258 131L262 132L263 137L260 138L255 143V145H253V146H246V145H244L243 147H244V152L245 153H248V152L254 153L261 146H264V126L262 128H260ZM118 206L119 207H122V208H125V202L122 201V200H120L118 202ZM79 237H80L79 229H78V227H74L72 229V234L68 238L65 239L64 243L67 245V247L68 246H71V245H73L77 241V239ZM200 260H204L205 261L206 260L205 256H200ZM18 264H29V263L27 262V260H22V261L18 262Z\"/></svg>","mask_w":264,"mask_h":264}]
</instances>
